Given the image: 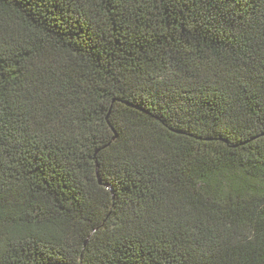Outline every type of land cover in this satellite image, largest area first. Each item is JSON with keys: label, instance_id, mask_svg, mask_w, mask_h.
Wrapping results in <instances>:
<instances>
[{"label": "trees", "instance_id": "trees-1", "mask_svg": "<svg viewBox=\"0 0 264 264\" xmlns=\"http://www.w3.org/2000/svg\"><path fill=\"white\" fill-rule=\"evenodd\" d=\"M0 264H264V0H0Z\"/></svg>", "mask_w": 264, "mask_h": 264}, {"label": "snow or ice", "instance_id": "snow-or-ice-1", "mask_svg": "<svg viewBox=\"0 0 264 264\" xmlns=\"http://www.w3.org/2000/svg\"><path fill=\"white\" fill-rule=\"evenodd\" d=\"M3 214V210L2 209H0V215H2Z\"/></svg>", "mask_w": 264, "mask_h": 264}]
</instances>
